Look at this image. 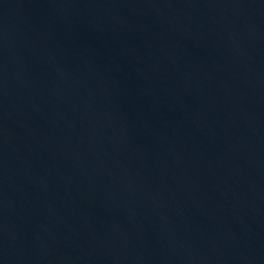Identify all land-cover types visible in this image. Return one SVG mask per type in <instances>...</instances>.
Returning a JSON list of instances; mask_svg holds the SVG:
<instances>
[{
    "label": "water",
    "instance_id": "1",
    "mask_svg": "<svg viewBox=\"0 0 264 264\" xmlns=\"http://www.w3.org/2000/svg\"><path fill=\"white\" fill-rule=\"evenodd\" d=\"M0 264H264V0H0Z\"/></svg>",
    "mask_w": 264,
    "mask_h": 264
}]
</instances>
